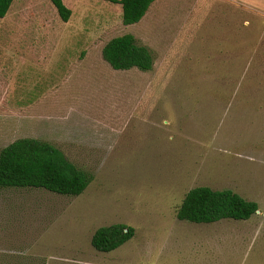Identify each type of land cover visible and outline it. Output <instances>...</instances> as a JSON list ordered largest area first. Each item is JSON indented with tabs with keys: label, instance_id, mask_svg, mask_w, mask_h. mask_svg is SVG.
Instances as JSON below:
<instances>
[{
	"label": "rangeland",
	"instance_id": "374dc122",
	"mask_svg": "<svg viewBox=\"0 0 264 264\" xmlns=\"http://www.w3.org/2000/svg\"><path fill=\"white\" fill-rule=\"evenodd\" d=\"M14 0L0 19V152L52 144L93 176L78 197L0 189V264H264V0H157L138 24L105 0ZM131 34L154 60L114 71ZM256 202L248 221H180L189 191ZM134 236L112 253L102 227Z\"/></svg>",
	"mask_w": 264,
	"mask_h": 264
},
{
	"label": "trees",
	"instance_id": "16d2710c",
	"mask_svg": "<svg viewBox=\"0 0 264 264\" xmlns=\"http://www.w3.org/2000/svg\"><path fill=\"white\" fill-rule=\"evenodd\" d=\"M121 5L123 24L140 23L157 0H105ZM61 19L69 22L72 11L63 0H51ZM14 0H0V19H4ZM102 57L114 71L134 69L149 72L154 60L147 48L136 38L123 35L109 41ZM93 176L65 159L50 143L38 139H20L0 152V189H41L60 196H81ZM259 210L256 202L248 201L231 191H214L198 187L187 193L178 211L180 221L192 224H214L224 220L248 221ZM134 230L126 225L102 227L91 244L100 253H112L129 242Z\"/></svg>",
	"mask_w": 264,
	"mask_h": 264
}]
</instances>
